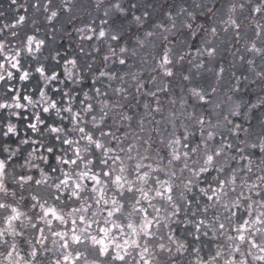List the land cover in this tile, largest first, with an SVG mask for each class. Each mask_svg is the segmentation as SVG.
<instances>
[{"label":"clouds","instance_id":"clouds-1","mask_svg":"<svg viewBox=\"0 0 264 264\" xmlns=\"http://www.w3.org/2000/svg\"><path fill=\"white\" fill-rule=\"evenodd\" d=\"M0 264H264V0H0Z\"/></svg>","mask_w":264,"mask_h":264}]
</instances>
